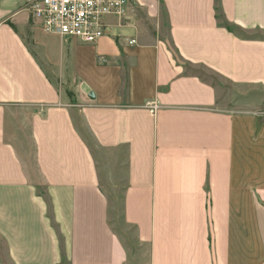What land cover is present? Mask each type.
<instances>
[{
    "label": "crops",
    "instance_id": "crops-1",
    "mask_svg": "<svg viewBox=\"0 0 264 264\" xmlns=\"http://www.w3.org/2000/svg\"><path fill=\"white\" fill-rule=\"evenodd\" d=\"M140 1L91 44L0 0V264H264V105L186 67L264 91V0Z\"/></svg>",
    "mask_w": 264,
    "mask_h": 264
},
{
    "label": "built area",
    "instance_id": "built-area-1",
    "mask_svg": "<svg viewBox=\"0 0 264 264\" xmlns=\"http://www.w3.org/2000/svg\"><path fill=\"white\" fill-rule=\"evenodd\" d=\"M140 0H26L32 18L49 33L94 44L116 27L128 26ZM136 39L129 40L135 44ZM102 63L108 62L101 56ZM156 114L159 104L147 103Z\"/></svg>",
    "mask_w": 264,
    "mask_h": 264
},
{
    "label": "rangeland",
    "instance_id": "rangeland-1",
    "mask_svg": "<svg viewBox=\"0 0 264 264\" xmlns=\"http://www.w3.org/2000/svg\"><path fill=\"white\" fill-rule=\"evenodd\" d=\"M139 8V7H138ZM136 9L133 13L134 17L136 19H139V23L142 26L146 25V13L139 9ZM248 35V34H245ZM255 35L264 36V32H258L255 33ZM171 46V44H170ZM175 57L177 60H180L178 55L176 53ZM187 71L190 73H198L202 75L205 79H207L209 82L214 84L216 88L218 89V93L220 96V108L224 110H233L242 108L249 105H254L255 101L258 102V105H264V91L262 89H257L249 86H239L235 85L221 77L216 76L215 74H212L211 72L202 69V68H194L189 65H186ZM21 155L24 160V164L26 168L30 171V173L33 176L37 175V167L35 163V154L32 146H29L27 149L21 150ZM113 196L117 195V193H114L113 191L110 193ZM112 203L115 204L116 207H118L117 212V223L116 226L119 229V233L122 234L126 242L130 245L133 243V237H132V230L130 227L125 223L123 216H122V197L118 194V197H113L110 199ZM130 229V230H129ZM145 257L147 259L148 257V247L145 249Z\"/></svg>",
    "mask_w": 264,
    "mask_h": 264
}]
</instances>
